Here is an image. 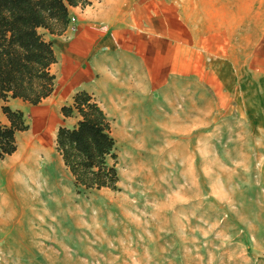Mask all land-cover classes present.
<instances>
[{
    "label": "rangeland",
    "instance_id": "rangeland-1",
    "mask_svg": "<svg viewBox=\"0 0 264 264\" xmlns=\"http://www.w3.org/2000/svg\"><path fill=\"white\" fill-rule=\"evenodd\" d=\"M249 100L253 118L229 108L191 120L188 133L143 130V143L157 142L136 155L116 142L117 191L75 186L56 121L61 192L0 161L10 173L0 172V264H264V86ZM25 122L17 136L36 124L32 114ZM53 169L43 165V178Z\"/></svg>",
    "mask_w": 264,
    "mask_h": 264
},
{
    "label": "crops",
    "instance_id": "crops-1",
    "mask_svg": "<svg viewBox=\"0 0 264 264\" xmlns=\"http://www.w3.org/2000/svg\"><path fill=\"white\" fill-rule=\"evenodd\" d=\"M88 2L69 8L74 21L63 34L40 29L56 58L53 92L37 106L9 99L7 105L25 119L32 114L35 125L54 131L57 121L58 128L72 129L79 116L64 117L60 109L85 91L109 119L112 135H119L116 142H128L136 155L157 142L153 136L143 143V130L188 133L191 120L229 108L255 117L248 104L254 87L264 86V0ZM0 120L6 123L2 115Z\"/></svg>",
    "mask_w": 264,
    "mask_h": 264
},
{
    "label": "trees",
    "instance_id": "trees-1",
    "mask_svg": "<svg viewBox=\"0 0 264 264\" xmlns=\"http://www.w3.org/2000/svg\"><path fill=\"white\" fill-rule=\"evenodd\" d=\"M88 4V0H0V115L6 120H0V161L16 152V135L28 129L23 113L11 109L8 100L36 106L53 92L50 66L56 58L52 43L39 29L63 34L69 8ZM60 112L80 118L72 129L59 127L55 138L56 150L75 186L117 191L116 141L104 111L89 93L79 91Z\"/></svg>",
    "mask_w": 264,
    "mask_h": 264
},
{
    "label": "bare ground",
    "instance_id": "bare-ground-1",
    "mask_svg": "<svg viewBox=\"0 0 264 264\" xmlns=\"http://www.w3.org/2000/svg\"><path fill=\"white\" fill-rule=\"evenodd\" d=\"M54 138L55 132L49 128V126L44 124L32 125L31 130L17 137L16 141L19 146V152L11 160L14 162V168H16L19 172H27V177L31 179L32 183H34L33 186L41 185L42 187L40 186V188H44L46 186V188H51L52 191L61 192L62 176L58 175L56 159L52 157V145ZM43 165H46L47 167L54 166V178H43ZM48 180L52 182V186H49V184L46 183ZM42 181H45V183L42 184ZM36 191H38V188ZM48 199L50 198L48 197ZM54 202L56 201L54 200Z\"/></svg>",
    "mask_w": 264,
    "mask_h": 264
},
{
    "label": "built area",
    "instance_id": "built-area-1",
    "mask_svg": "<svg viewBox=\"0 0 264 264\" xmlns=\"http://www.w3.org/2000/svg\"><path fill=\"white\" fill-rule=\"evenodd\" d=\"M73 21H74V18L70 17V18H69V22L71 23V22H73ZM69 22H68V24H69Z\"/></svg>",
    "mask_w": 264,
    "mask_h": 264
}]
</instances>
